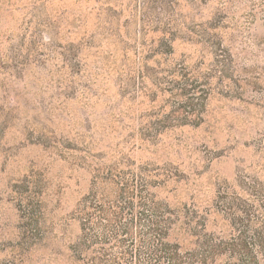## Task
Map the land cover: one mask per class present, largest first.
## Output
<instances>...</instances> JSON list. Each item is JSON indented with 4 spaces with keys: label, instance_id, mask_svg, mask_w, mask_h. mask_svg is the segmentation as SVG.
I'll use <instances>...</instances> for the list:
<instances>
[{
    "label": "rangeland",
    "instance_id": "obj_1",
    "mask_svg": "<svg viewBox=\"0 0 264 264\" xmlns=\"http://www.w3.org/2000/svg\"><path fill=\"white\" fill-rule=\"evenodd\" d=\"M180 4L184 25L172 43L173 61L211 64L198 37L206 31L231 57L228 76L241 83L229 97L212 89L200 126L169 131L152 146L138 131L148 102L134 110L136 116L123 114L133 109L120 94L108 48L96 38L84 46L103 24L95 1L0 0V107L7 111L0 128V264H73L66 246L78 224L70 213L90 179L73 156L100 164L129 154L169 164L181 178L168 182L161 197L176 210L207 212L214 211L219 185L233 186L237 175L255 176L264 167V0ZM75 47L76 57L69 52ZM257 74L258 80L245 82ZM32 173L45 188L41 199L52 239L24 250L10 186Z\"/></svg>",
    "mask_w": 264,
    "mask_h": 264
},
{
    "label": "trees",
    "instance_id": "obj_2",
    "mask_svg": "<svg viewBox=\"0 0 264 264\" xmlns=\"http://www.w3.org/2000/svg\"><path fill=\"white\" fill-rule=\"evenodd\" d=\"M88 1L97 3L103 24L84 46L96 38L108 48L120 94L133 109L123 114L136 116L134 110L148 102L139 116L142 141L154 146L169 131L200 126L212 89L229 97L240 88L241 80L228 76L231 57L206 31L198 37L211 64L173 61L172 43L184 25L180 0ZM79 51L69 50L74 57ZM258 79L257 74L245 82ZM6 114L0 107V128ZM48 147L64 157L59 148ZM72 160L90 175L87 191L70 213L78 224L75 240L66 246L73 264H264V177L259 175L264 167L256 168L255 176L237 175L233 186L219 185L214 211L207 212L194 206L176 210L161 197L168 182L181 178L169 164L129 154L100 164L85 157ZM44 189L33 173L10 186L19 214L18 246L24 250L43 248L52 239Z\"/></svg>",
    "mask_w": 264,
    "mask_h": 264
}]
</instances>
